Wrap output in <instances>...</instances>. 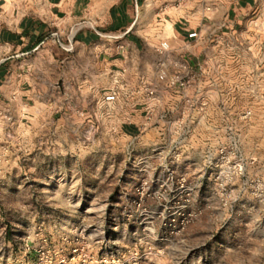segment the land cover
I'll list each match as a JSON object with an SVG mask.
<instances>
[{
    "label": "rangeland",
    "instance_id": "rangeland-1",
    "mask_svg": "<svg viewBox=\"0 0 264 264\" xmlns=\"http://www.w3.org/2000/svg\"><path fill=\"white\" fill-rule=\"evenodd\" d=\"M231 42L215 94L157 82L132 139L75 91L0 102V264H264V48Z\"/></svg>",
    "mask_w": 264,
    "mask_h": 264
},
{
    "label": "crops",
    "instance_id": "crops-1",
    "mask_svg": "<svg viewBox=\"0 0 264 264\" xmlns=\"http://www.w3.org/2000/svg\"><path fill=\"white\" fill-rule=\"evenodd\" d=\"M259 3L0 0V102L26 111L33 120L61 99L67 102L65 109L77 110L75 91L93 100L81 120L91 122L95 115L123 137L135 138L148 123L146 89L167 84L159 79L162 72L173 75V67H186L198 91L215 94L211 80L221 68L218 63H233L230 56L218 54L224 43L264 48ZM193 31L200 33L196 41L188 39ZM164 41L167 51L161 50ZM114 87L120 97L108 106L103 98ZM139 95L141 105L135 106Z\"/></svg>",
    "mask_w": 264,
    "mask_h": 264
},
{
    "label": "built area",
    "instance_id": "built-area-1",
    "mask_svg": "<svg viewBox=\"0 0 264 264\" xmlns=\"http://www.w3.org/2000/svg\"><path fill=\"white\" fill-rule=\"evenodd\" d=\"M188 0H179V4H183L185 2H187ZM207 12H210L211 11V8H207L206 9ZM200 37V33L197 32V31H193V32H190L188 34V39L189 40H193V41H196L198 40V38ZM223 43V42H222ZM226 46H229V44H225L224 43V47L223 48H220L219 49V53L220 55H223V56H227L226 54H224V49L226 48ZM170 47H169V44L168 42L164 41L161 43V50L162 51H167L169 50ZM259 51L262 50V48H259L258 49ZM232 58V56H230ZM234 61H239V56L237 55L236 58H233ZM242 61V60H241ZM239 61V62H241ZM220 67V65L218 66V68ZM180 69H182V73H177V74H173V75H168L166 72H162L159 76V79L160 81L162 82H165L171 86H175L179 89H185L188 87L189 85V77H188V74L186 72H189V70L186 68V67H179ZM221 68L218 69V71L215 73V75L217 73H219V70ZM146 92L148 94V97H149V101L147 104L148 105H152L153 101L154 100V96H155V91L153 89H149L147 88L146 89ZM119 97H120V94H119V90L118 88L114 87L112 89H110L105 95H104V98H103V102L110 106V105H113L115 104L118 100H119Z\"/></svg>",
    "mask_w": 264,
    "mask_h": 264
}]
</instances>
